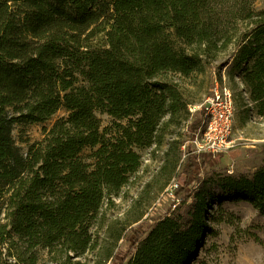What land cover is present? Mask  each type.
<instances>
[{"label": "trees", "instance_id": "obj_1", "mask_svg": "<svg viewBox=\"0 0 264 264\" xmlns=\"http://www.w3.org/2000/svg\"><path fill=\"white\" fill-rule=\"evenodd\" d=\"M255 1L0 0V264H38L41 248L69 262L93 248L90 222L104 200L138 170L139 149L160 144L186 110L166 73L202 72L232 48L222 64L243 86L238 101L264 115V9ZM61 109L67 115L23 155L14 126ZM215 156L188 154L174 191L186 208L133 229L126 264H189L215 199L264 214V158L247 175L216 179L215 193L199 172Z\"/></svg>", "mask_w": 264, "mask_h": 264}, {"label": "rangeland", "instance_id": "obj_2", "mask_svg": "<svg viewBox=\"0 0 264 264\" xmlns=\"http://www.w3.org/2000/svg\"><path fill=\"white\" fill-rule=\"evenodd\" d=\"M254 6L264 9V0H256ZM232 52L233 49L228 48L219 53L202 72L186 77L173 72L163 75L164 79L177 84L186 110L180 112L176 122L167 125L160 144L139 149L141 163L138 170L130 175L116 195L104 200L90 222L93 248L80 256L71 255L69 262L64 255L53 261L55 259H51L47 250L41 248L37 250L38 264H74L76 261L77 264H126L133 229L147 230L160 218L181 216L186 205H180L178 198L175 199L173 184L180 182L179 174L186 158L193 154L191 139L194 134L190 136L189 124L201 118L199 110L193 111L189 107L204 100L215 78L222 81L225 76L233 92L232 145L200 169L203 188L216 193V179L225 175H247L263 164L264 115H257L238 101L239 97H245L243 86L236 75L229 76V62L222 64ZM66 115L61 109L45 122L16 124L12 135L23 155L30 144L42 139L43 127H50L57 118ZM98 116L102 126L110 124L109 116L100 113ZM89 153V148L83 149L82 154L88 162L91 161ZM200 187L198 180L192 183L187 202L193 200V191ZM209 214L203 242L189 264H264V214L247 201L228 199L213 200ZM8 260L10 264H17L13 258Z\"/></svg>", "mask_w": 264, "mask_h": 264}, {"label": "built area", "instance_id": "obj_3", "mask_svg": "<svg viewBox=\"0 0 264 264\" xmlns=\"http://www.w3.org/2000/svg\"><path fill=\"white\" fill-rule=\"evenodd\" d=\"M189 109L201 113L200 124L191 139L193 153L215 156L231 147L235 103L225 76L222 81L215 78L210 93L199 105ZM173 185L177 186L176 183Z\"/></svg>", "mask_w": 264, "mask_h": 264}]
</instances>
